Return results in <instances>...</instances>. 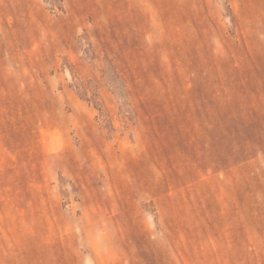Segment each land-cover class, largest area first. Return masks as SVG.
Segmentation results:
<instances>
[{"label":"rangeland","instance_id":"374dc122","mask_svg":"<svg viewBox=\"0 0 264 264\" xmlns=\"http://www.w3.org/2000/svg\"><path fill=\"white\" fill-rule=\"evenodd\" d=\"M0 264H264V0H0Z\"/></svg>","mask_w":264,"mask_h":264}]
</instances>
